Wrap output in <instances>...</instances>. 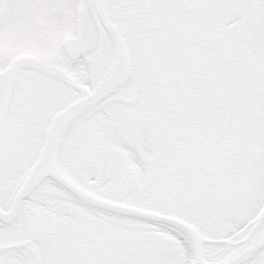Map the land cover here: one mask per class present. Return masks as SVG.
<instances>
[{"label": "snow or ice", "instance_id": "1", "mask_svg": "<svg viewBox=\"0 0 264 264\" xmlns=\"http://www.w3.org/2000/svg\"><path fill=\"white\" fill-rule=\"evenodd\" d=\"M0 264H264V0H0Z\"/></svg>", "mask_w": 264, "mask_h": 264}]
</instances>
